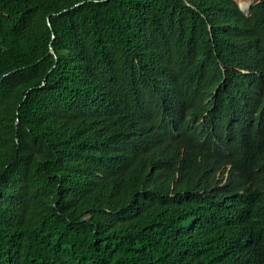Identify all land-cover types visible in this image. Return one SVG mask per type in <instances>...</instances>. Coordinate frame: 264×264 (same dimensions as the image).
Listing matches in <instances>:
<instances>
[{"label":"trees","instance_id":"1","mask_svg":"<svg viewBox=\"0 0 264 264\" xmlns=\"http://www.w3.org/2000/svg\"><path fill=\"white\" fill-rule=\"evenodd\" d=\"M259 75L264 0H0V264H264Z\"/></svg>","mask_w":264,"mask_h":264},{"label":"clouds","instance_id":"2","mask_svg":"<svg viewBox=\"0 0 264 264\" xmlns=\"http://www.w3.org/2000/svg\"><path fill=\"white\" fill-rule=\"evenodd\" d=\"M251 85L241 97L245 102L242 103L241 98L239 99L242 119L248 123L254 120L255 115H264V75H259ZM236 139L221 134L216 141L215 155L224 162L217 172V178L220 184L226 183L234 163L251 170L252 238L264 251V240L260 241L254 232L258 211L264 206V135L260 140H255L250 136V132L245 130L236 134Z\"/></svg>","mask_w":264,"mask_h":264},{"label":"water","instance_id":"3","mask_svg":"<svg viewBox=\"0 0 264 264\" xmlns=\"http://www.w3.org/2000/svg\"><path fill=\"white\" fill-rule=\"evenodd\" d=\"M50 24V23H49Z\"/></svg>","mask_w":264,"mask_h":264}]
</instances>
